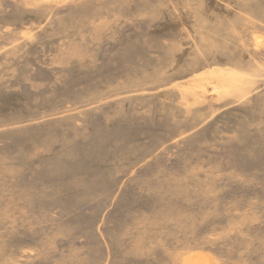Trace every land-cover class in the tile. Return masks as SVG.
Instances as JSON below:
<instances>
[{"label":"rangeland","instance_id":"374dc122","mask_svg":"<svg viewBox=\"0 0 264 264\" xmlns=\"http://www.w3.org/2000/svg\"><path fill=\"white\" fill-rule=\"evenodd\" d=\"M0 264H264V0H0Z\"/></svg>","mask_w":264,"mask_h":264}]
</instances>
